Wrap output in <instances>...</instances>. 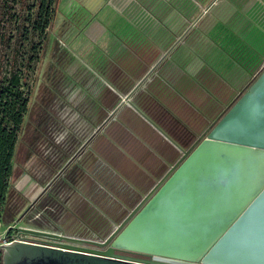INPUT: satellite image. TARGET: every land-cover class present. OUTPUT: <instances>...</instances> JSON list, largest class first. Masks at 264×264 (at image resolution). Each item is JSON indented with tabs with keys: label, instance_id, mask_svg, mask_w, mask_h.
<instances>
[{
	"label": "rangeland",
	"instance_id": "obj_1",
	"mask_svg": "<svg viewBox=\"0 0 264 264\" xmlns=\"http://www.w3.org/2000/svg\"><path fill=\"white\" fill-rule=\"evenodd\" d=\"M84 2L62 0L47 40L21 42L15 49L12 42L2 41L1 37L5 32L9 34L12 29L21 27L23 19L34 18L36 1L0 0V80L8 79L12 69L18 70L22 77L21 91L30 108L24 122L34 125L41 122L36 141L29 142L27 133L18 136L22 143L11 185L22 196L19 204L24 208L19 217L30 209L21 220L13 223L15 229L8 231L0 224L2 251L17 240L52 241L24 233L19 228L104 241L150 192L136 186L146 177L143 175L113 176L100 164L90 169L91 174L79 166L74 167L76 159L71 157L98 128L104 114V106L99 101L100 81L86 67V41L78 42L79 49L74 43L90 18ZM173 5L193 6L197 11L189 15L193 29L190 27L185 32L188 35L180 39L185 37L184 40L190 43L194 38L215 39L217 45L222 42L223 56L228 57L237 46L232 55L244 62L264 56V0H205L204 3L173 0ZM31 21L25 22L24 26L29 28ZM230 40L233 46L227 49ZM127 48L132 50L128 44ZM76 50H81L79 57L72 55ZM40 103L44 105L41 110L38 109ZM117 118L115 112L112 122ZM100 135L96 139L98 142ZM97 143L94 141L85 147L78 160L83 161L91 148H100ZM165 175L155 176L150 187L153 188ZM106 228L107 232L104 231Z\"/></svg>",
	"mask_w": 264,
	"mask_h": 264
},
{
	"label": "water",
	"instance_id": "obj_2",
	"mask_svg": "<svg viewBox=\"0 0 264 264\" xmlns=\"http://www.w3.org/2000/svg\"><path fill=\"white\" fill-rule=\"evenodd\" d=\"M19 230L60 246L17 241L2 264H264V69L104 241Z\"/></svg>",
	"mask_w": 264,
	"mask_h": 264
},
{
	"label": "crops",
	"instance_id": "obj_3",
	"mask_svg": "<svg viewBox=\"0 0 264 264\" xmlns=\"http://www.w3.org/2000/svg\"><path fill=\"white\" fill-rule=\"evenodd\" d=\"M84 5L90 18L74 43L86 41V63L94 70L116 63L108 76L122 73L134 81L111 111L134 138L117 140L115 150L107 147L97 164L113 176H146L136 186L151 190L155 176L167 174L259 76L264 56L244 62L223 56L215 39H180L197 11L175 7L173 0H85ZM155 70L158 78L149 79ZM127 95L130 103H121Z\"/></svg>",
	"mask_w": 264,
	"mask_h": 264
},
{
	"label": "trees",
	"instance_id": "obj_4",
	"mask_svg": "<svg viewBox=\"0 0 264 264\" xmlns=\"http://www.w3.org/2000/svg\"><path fill=\"white\" fill-rule=\"evenodd\" d=\"M35 1L37 10L34 14V18L28 19L32 20L30 27L26 28L24 26V23L28 20L23 19L21 27L12 29L9 34L5 32L6 34H3L1 37L2 41L9 40L12 42L15 49L21 42L31 41L30 43H32L35 39H44V41H46L49 31L52 28L55 15L59 12L62 3V0ZM231 42L232 41L230 40V43H228L229 47H227V49L233 46ZM129 46H132V50H136L133 44ZM233 53L234 51L230 53V55L232 56ZM72 55L73 57H76V54ZM33 60L34 58H31V61ZM73 63L74 60L70 63L71 66ZM90 65L91 64L86 63V67L92 71L93 68H91ZM116 66V63H111L109 61L105 62L104 65L96 67L95 70L93 69L92 71L96 78L100 81L101 98L99 101L101 105L104 106V114L102 115V119L98 122V128L108 118L111 111L119 104L122 98L121 95L125 92H129L134 85L133 79L127 78L122 73L119 75L112 74L113 76H108L107 72L109 71V68H114V70H116ZM158 73V70L153 71L149 79L152 78V80H155L156 77L158 78L159 76ZM21 78L22 77L18 73V70L12 69L8 79L5 80L2 78L0 80V224L6 228L13 225V223L19 218V215L24 208V205L19 204L22 200V196L18 194L11 185L13 178L16 176L18 148L21 145L20 143H22L19 142L20 140H18V136L26 135L27 133L29 136V142H34L37 140L39 135L38 127L41 125V122H36L35 125L32 122H24V116L28 114L30 108L27 98L23 95L24 92L21 91ZM150 83L143 86L145 87L144 90L148 88ZM43 106L44 105L41 103L38 104V109L41 110ZM135 123L143 126L147 125L145 122ZM155 124L157 123L155 122ZM122 128L123 122H120L119 118H117V120L115 122H111L105 130H103L104 128L102 129L103 131L101 135L99 134L100 130L88 144H93L94 141L97 143L98 141H96V139L100 135L101 137L98 138V140H100V142H98L100 148H91L89 150L90 154H88V152L85 153L83 161L81 162L78 160V154L75 158L76 161L74 167L79 166L81 170L83 169L85 173H88L91 168L94 169V167L98 166L97 161L102 156L105 149L107 150V147L111 148V150H115L118 145L117 140H123V138L131 140L134 138L133 135L126 134ZM97 129H95V131ZM77 152L78 150L74 153V155ZM83 152L84 149H82L80 154ZM93 179H95L94 176ZM2 257L3 251L0 249V264H2Z\"/></svg>",
	"mask_w": 264,
	"mask_h": 264
},
{
	"label": "flooded vegetation",
	"instance_id": "obj_5",
	"mask_svg": "<svg viewBox=\"0 0 264 264\" xmlns=\"http://www.w3.org/2000/svg\"><path fill=\"white\" fill-rule=\"evenodd\" d=\"M106 127V125L103 127V128H105ZM102 128V129H103ZM101 129V130H102ZM92 140V138L90 137L82 146H81V149L80 150H78V152L72 157V159H75L77 156H78V154H80L81 153V151H82V149H84L89 143H90V141ZM83 228H84V226H83ZM105 232H107V228H106V230H104ZM112 232V231H111ZM111 232H110V234H111ZM109 234V235H110ZM108 235V236H109ZM91 246H94V245H84V246H82V247H84V248H86V249H90V250H97V251H106L108 248L106 247V248H101V247H98V246H94V247H96V248H91ZM117 254H120V255H122V256H129V257H135V258H140V259H146V260H150L151 259V257L150 256H147V255H143V254H138V253H132V252H125V251H117Z\"/></svg>",
	"mask_w": 264,
	"mask_h": 264
},
{
	"label": "built area",
	"instance_id": "obj_6",
	"mask_svg": "<svg viewBox=\"0 0 264 264\" xmlns=\"http://www.w3.org/2000/svg\"><path fill=\"white\" fill-rule=\"evenodd\" d=\"M36 243V242H35ZM40 244H42V243H40ZM43 244H47V245H53V246H60V245H58V244H55V242H53V241H47V242H44ZM61 247H63V246H61ZM77 248H81V249H76V250H81V251H84L83 249H86V248H84V247H77ZM71 249H74V248H71Z\"/></svg>",
	"mask_w": 264,
	"mask_h": 264
},
{
	"label": "bare ground",
	"instance_id": "obj_7",
	"mask_svg": "<svg viewBox=\"0 0 264 264\" xmlns=\"http://www.w3.org/2000/svg\"><path fill=\"white\" fill-rule=\"evenodd\" d=\"M17 241H20V240H17ZM17 241H16V242H17ZM13 243H14V242H13ZM11 244H12V243H11ZM9 245H10V244H9Z\"/></svg>",
	"mask_w": 264,
	"mask_h": 264
}]
</instances>
